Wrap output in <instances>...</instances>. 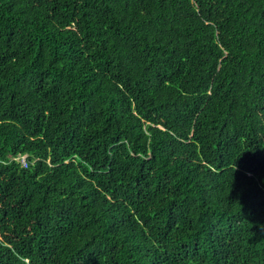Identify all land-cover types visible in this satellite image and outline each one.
Here are the masks:
<instances>
[{
    "label": "trees",
    "instance_id": "16d2710c",
    "mask_svg": "<svg viewBox=\"0 0 264 264\" xmlns=\"http://www.w3.org/2000/svg\"><path fill=\"white\" fill-rule=\"evenodd\" d=\"M0 264H264V0H0Z\"/></svg>",
    "mask_w": 264,
    "mask_h": 264
}]
</instances>
